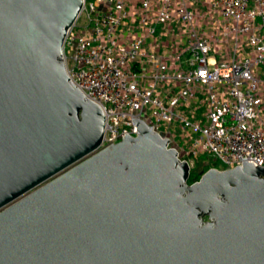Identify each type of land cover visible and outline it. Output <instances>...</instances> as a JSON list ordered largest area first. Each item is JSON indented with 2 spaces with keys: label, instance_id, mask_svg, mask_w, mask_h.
Instances as JSON below:
<instances>
[{
  "label": "water",
  "instance_id": "obj_1",
  "mask_svg": "<svg viewBox=\"0 0 264 264\" xmlns=\"http://www.w3.org/2000/svg\"><path fill=\"white\" fill-rule=\"evenodd\" d=\"M84 0H0V264H264V168L191 167L145 121L101 149L72 85Z\"/></svg>",
  "mask_w": 264,
  "mask_h": 264
},
{
  "label": "built area",
  "instance_id": "obj_2",
  "mask_svg": "<svg viewBox=\"0 0 264 264\" xmlns=\"http://www.w3.org/2000/svg\"><path fill=\"white\" fill-rule=\"evenodd\" d=\"M64 54L105 114L101 149L143 120L190 167L208 155L264 168V0H84Z\"/></svg>",
  "mask_w": 264,
  "mask_h": 264
},
{
  "label": "rangeland",
  "instance_id": "obj_3",
  "mask_svg": "<svg viewBox=\"0 0 264 264\" xmlns=\"http://www.w3.org/2000/svg\"><path fill=\"white\" fill-rule=\"evenodd\" d=\"M88 23H89V19L87 18V15H85L80 19L79 26H85ZM160 30H161V27L158 28V31H160ZM180 39H181L180 37L174 38L171 35L169 38H164V42L171 41L170 44H172L175 48V47L179 46L178 43L180 42ZM172 48H170V49H172ZM208 167L216 168L219 170L224 169V165L220 161L214 159L211 156L205 155V156H202L199 160L194 161V165H192V167H191L192 168L191 169V175L192 176H198V174L201 175L202 173H205V170Z\"/></svg>",
  "mask_w": 264,
  "mask_h": 264
},
{
  "label": "trees",
  "instance_id": "obj_4",
  "mask_svg": "<svg viewBox=\"0 0 264 264\" xmlns=\"http://www.w3.org/2000/svg\"><path fill=\"white\" fill-rule=\"evenodd\" d=\"M210 169H212L211 167H208L206 170H205V173L208 172ZM201 179V175L198 174V176H190V179H189V184H193L195 182H198L199 180Z\"/></svg>",
  "mask_w": 264,
  "mask_h": 264
},
{
  "label": "crops",
  "instance_id": "obj_5",
  "mask_svg": "<svg viewBox=\"0 0 264 264\" xmlns=\"http://www.w3.org/2000/svg\"><path fill=\"white\" fill-rule=\"evenodd\" d=\"M167 44H169V41H167Z\"/></svg>",
  "mask_w": 264,
  "mask_h": 264
}]
</instances>
